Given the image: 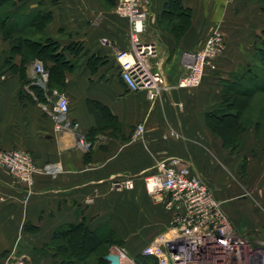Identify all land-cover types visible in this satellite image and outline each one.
I'll return each mask as SVG.
<instances>
[{
    "label": "crops",
    "instance_id": "1",
    "mask_svg": "<svg viewBox=\"0 0 264 264\" xmlns=\"http://www.w3.org/2000/svg\"><path fill=\"white\" fill-rule=\"evenodd\" d=\"M16 1L21 8L14 10L22 16L49 13L50 20L42 28L25 25L23 34L33 43L51 38L60 44L66 63L50 56L46 65L52 72L53 90L67 94L69 117L80 126L75 131L56 130L53 117L44 109L49 102L27 90L34 64L42 60L30 52L24 56L0 31V147L24 149L39 165L62 167L56 177L37 174L31 187L0 168V262L9 253H21L35 264H57L61 258L50 246L54 232L83 221L91 230L113 231L132 257L145 254L166 230L172 213L147 191L140 175L171 156L192 163L231 218L235 212L232 215L227 204L229 195L254 193L242 203L245 206L264 201V188L257 191L249 186L241 191L239 184L235 187L233 181L223 184L217 179L227 168L224 148L206 123L207 110L220 102L227 82H235L244 68L252 71L264 33L261 0H178L191 12L180 36L164 19L172 0H151L147 36L159 44L154 62L162 63L169 83L184 74V53L195 50L214 29H221L227 45L217 59L218 70L209 69L200 86L174 87L156 100L143 91H130L122 81L116 55L130 47L129 22L114 11L115 0ZM22 93L33 100H21ZM89 99L106 107L101 128L89 109ZM139 123L145 124L144 137L133 140ZM94 128L97 132L92 134ZM79 135L89 137L88 150L78 145ZM124 175H135L133 189L115 186ZM251 221L249 227L233 222L241 232L255 230L264 236V213Z\"/></svg>",
    "mask_w": 264,
    "mask_h": 264
},
{
    "label": "built area",
    "instance_id": "2",
    "mask_svg": "<svg viewBox=\"0 0 264 264\" xmlns=\"http://www.w3.org/2000/svg\"><path fill=\"white\" fill-rule=\"evenodd\" d=\"M151 0H115L114 11L129 22L130 47L117 52L120 75L130 91H143L156 100L165 90L194 88L202 84L206 72L218 70L217 59L226 51V40L220 28L207 36L193 51L184 53L185 72L174 84L169 83L162 63L156 64L159 44L147 36ZM234 0H226L231 3ZM28 92L35 95L32 85L42 87L50 106L44 109L55 121L58 132L79 129V122L69 117L70 102L65 92L47 88L49 72L42 61L33 67ZM52 90V94L48 91ZM145 124L139 123L133 131V140L142 139ZM176 135L179 136V133ZM78 145L91 147L84 135ZM0 168L10 172L28 187L37 174L56 177L62 171L59 164L38 166L29 151L7 150L0 147ZM147 191L163 202L172 217L161 238L147 247L157 264H264V236L241 232L192 163L178 156L157 161L154 169L140 175ZM116 187L133 189L135 175H124L115 182ZM14 253L11 254L13 257ZM12 264H24L22 262ZM132 264H137L135 260Z\"/></svg>",
    "mask_w": 264,
    "mask_h": 264
},
{
    "label": "trees",
    "instance_id": "3",
    "mask_svg": "<svg viewBox=\"0 0 264 264\" xmlns=\"http://www.w3.org/2000/svg\"><path fill=\"white\" fill-rule=\"evenodd\" d=\"M262 8L264 10V0H261ZM16 0H0V31L4 33L7 40L16 44V48L23 52L24 56H27V52L34 57L41 59L49 72L48 86L49 89H53L52 72L46 65V60L50 56L63 63L64 52L60 49V44L47 38L43 42H31L23 34V27L25 25H36L42 28L50 20L49 13H35L29 16H22L17 14L16 11H20ZM18 9V10H14ZM167 15V16H166ZM166 16V17H165ZM191 16L190 9L185 8L178 0H172L166 5L164 11V19L166 18V26L172 30L176 36H180V33L185 30L187 22ZM176 17L180 19L176 21ZM264 42V41H263ZM26 47V48H25ZM257 55L264 63V48L257 49ZM31 81L27 80L26 84H30ZM230 83V84H229ZM227 82L226 85H231L233 82ZM38 100L46 101L45 90L37 85H32ZM244 92L243 94H245ZM251 95L253 90L247 92ZM241 93L237 91H228L224 93V99L226 103H233L238 100ZM21 100L29 99L33 100L32 96L20 95ZM88 106L90 111L96 116L99 127L104 126L102 123L105 117L106 107L96 100H88ZM212 116L220 120L221 124L217 127L214 126V130L225 140L228 145L231 139V129L239 124H242V118L239 114L228 113L227 110L215 108L211 113ZM97 132V129L92 130V134ZM89 138V137H88ZM87 138V139H88ZM89 140V139H88ZM115 234L111 232H103L99 230H91L85 221L78 224H67L58 228L53 235V239L50 245L54 248L55 254L61 258L57 264H110V262L104 259V255L109 252L112 245L121 246L123 241H116L113 238ZM137 264H157V259L153 255L140 254L134 257ZM90 259H94L93 263H90Z\"/></svg>",
    "mask_w": 264,
    "mask_h": 264
},
{
    "label": "rangeland",
    "instance_id": "4",
    "mask_svg": "<svg viewBox=\"0 0 264 264\" xmlns=\"http://www.w3.org/2000/svg\"><path fill=\"white\" fill-rule=\"evenodd\" d=\"M262 37L257 43L259 48H264V33ZM259 60V56H256L253 60L254 65L252 66L251 72H248L246 68H244V71L240 70V72H238L235 76L236 81L229 86L225 85L223 87L222 99L220 102L210 107L206 113L207 126L214 135L219 137V141L224 148V165H226L227 168L224 169L222 177H217V179H219V181L221 180L223 184H225L226 181L228 183L233 181V185L235 187L239 184V190L242 189L241 191H244V188L242 187H245L246 190H248L249 186H255L257 191L264 188V169L262 170L264 166V159L261 156V153H264V63ZM234 90H238L241 93L238 100L233 103L224 102V93ZM249 90H253L251 95L247 93ZM244 92L246 93L243 94ZM220 107L221 109L227 110L228 113L239 114L243 121L242 124H239L231 129L232 136L228 145L214 130V126L217 127L221 124V122L216 117L212 116L211 113L215 108ZM249 139H254V141L256 140L257 144L252 145V141H249ZM36 164L38 166H43L39 165L37 162ZM212 175H214V171H212ZM242 194L239 195L234 193L233 195H229L230 201L227 202V204L231 207H229L231 209V214L233 215V211L235 212L232 217L233 219L231 218L232 221L237 220L242 223L241 225L245 224L249 227L252 225L251 220H253V216H256L257 213H264V201L256 203L254 200L252 201V199H250L252 202L249 200V205L246 204L245 206V204L242 205V203L244 201H248L247 198H250V196H254L255 194ZM249 217H251V220ZM164 232L165 229L162 230V234L159 238L162 237ZM255 232L258 233V231L255 230H252L250 233ZM113 239L116 241L121 240L118 235H115ZM116 246L126 254V264H132V261L135 258L131 256V253H127V250L122 248L123 245ZM105 255H107V253ZM12 256L13 257H11V253H9L8 256L4 258L5 262H0V264H12L18 262H22L24 264H35V261L27 257V254L22 255L21 253H17ZM89 262L93 263L94 259H90Z\"/></svg>",
    "mask_w": 264,
    "mask_h": 264
},
{
    "label": "water",
    "instance_id": "5",
    "mask_svg": "<svg viewBox=\"0 0 264 264\" xmlns=\"http://www.w3.org/2000/svg\"><path fill=\"white\" fill-rule=\"evenodd\" d=\"M52 90L48 91V94H52ZM110 262V264H126V254L121 251L116 245H112L109 249V253L104 257Z\"/></svg>",
    "mask_w": 264,
    "mask_h": 264
}]
</instances>
